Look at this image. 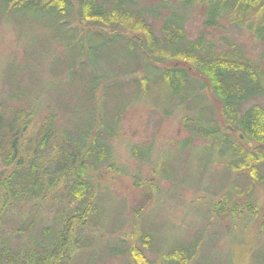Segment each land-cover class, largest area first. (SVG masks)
I'll use <instances>...</instances> for the list:
<instances>
[{
	"label": "trees",
	"instance_id": "1",
	"mask_svg": "<svg viewBox=\"0 0 264 264\" xmlns=\"http://www.w3.org/2000/svg\"><path fill=\"white\" fill-rule=\"evenodd\" d=\"M195 6L205 10L207 26L215 28L228 21L254 34L264 46V0H157L154 8L141 5L139 0H0V19L11 15L32 27L42 26L51 40L74 53L66 59L69 69L74 70L78 61L83 62L81 70L92 69L77 83L84 81L85 88L74 91L76 107L64 105L73 120L64 130L53 124L52 116L41 125L34 124L31 109L14 110L8 118L0 113V162L11 169L0 176V222L12 206L46 201L58 190L73 205L57 218V228L28 239L20 249L14 250L0 232V264H73L90 246L85 232L99 217L90 170L113 161L108 139L116 133V116L124 111L117 108V100L125 98L112 93L119 86L113 81L118 73L134 76L129 72L138 69L139 63L145 70L152 67L156 83L179 106L194 113V118L185 117L182 122L191 135L185 148L200 137L209 142L204 152L217 151V158L227 160L229 170L264 185V106L252 105L241 112L248 100L264 98V71L236 46L217 52L202 36L189 41L186 13ZM156 20H161L159 28L152 23ZM100 63L112 71L108 76L111 80L98 75L96 66ZM150 82L145 76L135 83L140 87L137 97L147 93L145 86ZM99 89L103 101L110 93L105 102H114L111 109L115 113L106 111V123L95 109L101 100L94 96ZM208 94L221 105L220 119L206 104ZM121 102L124 106L128 103ZM133 154L145 160L151 151L134 148ZM235 190L231 186L222 195L215 211L236 216L245 208L250 218H258L259 209L251 203L253 192L240 207L232 196ZM135 232L119 253L127 254L128 264H206L200 258L198 243L164 250L155 263L146 255L152 250L150 235ZM138 236L140 247L134 241ZM229 264L240 261L233 259Z\"/></svg>",
	"mask_w": 264,
	"mask_h": 264
},
{
	"label": "rangeland",
	"instance_id": "2",
	"mask_svg": "<svg viewBox=\"0 0 264 264\" xmlns=\"http://www.w3.org/2000/svg\"><path fill=\"white\" fill-rule=\"evenodd\" d=\"M139 2L149 8L157 4V0ZM186 14L185 33L189 41L202 36L217 52L236 46L264 71V46L254 34L228 21H221L215 28L207 26L201 6L192 7ZM26 23L11 15L0 19V113L8 118L14 110L31 109L35 113L34 124L41 125L52 116L53 124L64 130L73 121L64 105L76 107L74 91L85 88L84 81L77 83L92 69L84 66L81 70V61L74 70L69 69L66 59L74 53L61 42L51 40L42 26ZM152 23L159 28L161 20ZM146 68L139 63L138 69L131 68L129 72L134 76L118 73L113 81L119 82V86L112 93L123 96L128 103L124 106L123 100H117V108L124 111L116 116V133L108 139L113 161L90 170L99 217L85 232L90 246L73 264H128L127 254L119 253L136 229L150 235L153 245L146 255L155 263L164 250L198 243L200 258L206 264H229L233 259L240 264H264V185L229 170L227 160L217 158V151L204 152L209 142L200 137L193 139L192 147L185 148L191 135L182 122L185 117L194 118V113L179 106L156 83L154 72L150 71L153 68ZM96 69L103 80L113 74L106 63L98 64ZM145 76L151 81L148 87L143 83L147 93L137 97L140 87L135 83ZM109 94L104 101L100 89L94 95L101 99L99 107L94 108L105 123L106 111L115 113L111 109L114 102H105ZM207 96L206 104L219 113L220 119V103L210 94ZM252 105L264 106V98L248 100L241 112ZM134 148L150 149L151 154L141 160L134 156ZM10 171L0 162V176ZM231 186L236 187L232 196L240 207L253 192L251 203L259 209L258 218H250L245 208L243 214L236 216L215 211V204ZM71 206L60 190L46 201L12 206L0 222L1 236L14 250L20 249L28 239L53 230L64 208ZM140 238L134 240L139 247Z\"/></svg>",
	"mask_w": 264,
	"mask_h": 264
}]
</instances>
